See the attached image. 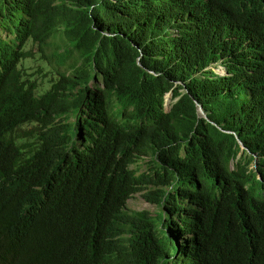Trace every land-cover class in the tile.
Instances as JSON below:
<instances>
[{"label":"trees","instance_id":"trees-1","mask_svg":"<svg viewBox=\"0 0 264 264\" xmlns=\"http://www.w3.org/2000/svg\"><path fill=\"white\" fill-rule=\"evenodd\" d=\"M0 264H264V0H0Z\"/></svg>","mask_w":264,"mask_h":264},{"label":"rangeland","instance_id":"rangeland-1","mask_svg":"<svg viewBox=\"0 0 264 264\" xmlns=\"http://www.w3.org/2000/svg\"><path fill=\"white\" fill-rule=\"evenodd\" d=\"M39 64L40 63L38 61L33 60V61H30L27 66H29L33 69V70L31 69V71H30L31 73H33L38 69ZM215 70H216V72L223 73V70H221L220 68H217V69L215 68ZM167 100H168V109H170L171 108L170 102H172V97L168 96ZM29 129L31 130L32 127L31 126H25V127L21 128L18 131V135H27V132ZM128 206L131 210H134V211L142 210V211H149L151 213H154L157 210L156 205H152L151 203L146 201L141 193H136L128 201Z\"/></svg>","mask_w":264,"mask_h":264},{"label":"clouds","instance_id":"clouds-1","mask_svg":"<svg viewBox=\"0 0 264 264\" xmlns=\"http://www.w3.org/2000/svg\"><path fill=\"white\" fill-rule=\"evenodd\" d=\"M220 63H221V65H222V61H220ZM221 65H217V64L214 63V64H212V65L209 66V69H210L213 73L217 74L218 76H225V75H227V74H226V70H225ZM214 67H215L216 69H217V68H220L221 70H223V73L216 72V70H215ZM168 96H171V97H172L171 94L168 95ZM168 96L166 97V100H167ZM172 100H173V97H172ZM170 103H171V102H170ZM167 108H168V100H167ZM200 108H201V110H200ZM168 110H169V109H168ZM198 111H199V113H200L201 115H203V117L205 118V115H204V112H203L201 106H198ZM20 129H21V128H20ZM20 129H17V132H18ZM241 147H242L243 150L245 149V147L243 146V144H241ZM134 195H135V194H134Z\"/></svg>","mask_w":264,"mask_h":264},{"label":"water","instance_id":"water-1","mask_svg":"<svg viewBox=\"0 0 264 264\" xmlns=\"http://www.w3.org/2000/svg\"><path fill=\"white\" fill-rule=\"evenodd\" d=\"M200 110H201V108H200Z\"/></svg>","mask_w":264,"mask_h":264}]
</instances>
